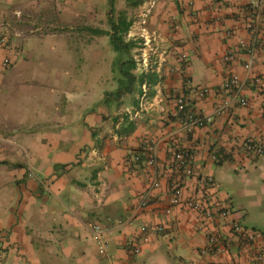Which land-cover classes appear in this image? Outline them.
Instances as JSON below:
<instances>
[{"label": "crops", "instance_id": "1", "mask_svg": "<svg viewBox=\"0 0 264 264\" xmlns=\"http://www.w3.org/2000/svg\"><path fill=\"white\" fill-rule=\"evenodd\" d=\"M139 1L120 10L132 23L124 39L135 44L133 74L144 81L126 91V51L118 63L97 54L96 31L109 40L113 33L105 0H0V264H259L264 155L244 142L264 146V97L248 85L247 107L193 134L183 131L175 98L213 114L228 79L250 78L240 44L250 43L248 10L260 0ZM258 45L252 75L264 76V17ZM230 52L236 59H226ZM153 146L156 168L146 162ZM176 151L192 156V174L179 168ZM154 179L159 186L142 209ZM176 192L206 195L231 215L206 220L174 205ZM233 223L253 231V243ZM96 225L110 231L107 255ZM210 234L217 247L203 254Z\"/></svg>", "mask_w": 264, "mask_h": 264}, {"label": "built area", "instance_id": "2", "mask_svg": "<svg viewBox=\"0 0 264 264\" xmlns=\"http://www.w3.org/2000/svg\"><path fill=\"white\" fill-rule=\"evenodd\" d=\"M250 16L246 23L247 31L251 36L250 43L241 42V50L246 55L244 62V69L250 75V78L242 79L238 75H233L228 79L223 88L222 94L224 99L220 105H218L213 114H204V113H195L190 110L189 100L185 95H179L175 98L177 111L179 113V122L183 128V131L186 134H193L196 130L207 127L213 122L217 117H223L232 113L236 107H247L249 102L248 99L244 96V90L250 85V87H255L258 89L259 93L264 97V76H253L252 71L254 69V64L258 57L259 51V39H260V22L264 17V0L252 4L249 7ZM145 18H147V13H145ZM6 39L2 38L0 43L4 45ZM187 56L183 55L182 60H186ZM227 60L236 59V53H228ZM8 64V61L6 62ZM209 94V90L204 89L199 91L200 97H205ZM244 147L247 152L253 153L255 155H264V146L258 143L254 138H247L244 142ZM175 162L179 168L185 169L187 174H192V169L190 164L192 163V156L185 151H176L174 154ZM141 157H136L135 161L140 162ZM147 165L150 167L156 168L158 165V156H157V147L153 146L150 148V154L147 157ZM30 178L37 179V177L31 173ZM207 182L210 186L214 185V179L208 178ZM159 186L157 179H154L148 189L144 192L141 198L140 208H145L152 199L154 190ZM182 202L185 203L188 209L193 212H196L206 220H212L216 216L221 219H227L231 215V209H228L224 206L213 207L206 195L193 196L191 198L184 199L180 192H176L172 199L174 205H179ZM200 232L205 231V227L202 225L198 228ZM232 230L240 238L244 240L249 246L255 240V233L244 228L240 223H233ZM158 231L163 232L164 228H158ZM95 232V241L98 248V251L101 255H107L110 250V244L106 238L110 233L109 230L104 229L101 225H96L94 227ZM218 240L214 234H210L207 240V246L202 252L203 254L212 253L217 247ZM134 253L139 254L140 249L134 250ZM258 262L259 264H264V251L260 250L258 253Z\"/></svg>", "mask_w": 264, "mask_h": 264}, {"label": "trees", "instance_id": "3", "mask_svg": "<svg viewBox=\"0 0 264 264\" xmlns=\"http://www.w3.org/2000/svg\"><path fill=\"white\" fill-rule=\"evenodd\" d=\"M130 2L131 0H127ZM139 3H134L132 6H138ZM140 5V4H139ZM115 0L111 1V17H110V25L112 27L113 33L110 34L111 39L113 43L115 44V48L118 50L122 49L123 51H126L128 61L126 64H121V73L123 79L120 80L121 85L125 87L126 84V91H130L131 88L134 86L136 82H138L140 85L144 82L143 76L140 79H137L136 75L133 74V71L137 68L136 62L133 58L130 57V52L132 48L135 46L132 42H126L124 39V36L128 34L132 23L128 21V19L124 16L125 14L123 12H120L118 14V18H115ZM98 35L108 34L104 31H96ZM121 92V91H120ZM119 94V91H118Z\"/></svg>", "mask_w": 264, "mask_h": 264}, {"label": "rangeland", "instance_id": "4", "mask_svg": "<svg viewBox=\"0 0 264 264\" xmlns=\"http://www.w3.org/2000/svg\"><path fill=\"white\" fill-rule=\"evenodd\" d=\"M111 1L112 0H105L106 9H110L111 8ZM139 2H141V1H139V0H131L130 2H128L127 0H115V11H116L115 18L116 19L118 18V14L120 12H125V11H120V10H122L125 7V5H126L127 10L128 9L132 10V8H134V6H132V5H134V3L137 4ZM105 25L109 28V30L111 29L110 18L109 17L107 18V22L105 23ZM78 26H81V23H79ZM77 35H79V38H81V36H85V34H83L82 32L81 33H77ZM97 36L100 37L98 40L100 41V44H101V47H102V49H100V51L97 52V54L99 56L105 54V57H108V54H109V58L114 59V61H116L115 63H118L119 61L124 59L125 56L123 55L124 54L123 50L119 49V48L117 50L115 48V44L113 43L111 38H110V40L107 37L103 38L104 36H108V34H103V35L100 34V35H97ZM126 39L129 40L128 37ZM80 52L82 53V50ZM114 68L118 69L119 67H113V69Z\"/></svg>", "mask_w": 264, "mask_h": 264}]
</instances>
